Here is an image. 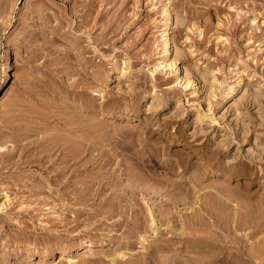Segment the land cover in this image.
Returning <instances> with one entry per match:
<instances>
[{"label":"rangeland","instance_id":"1","mask_svg":"<svg viewBox=\"0 0 264 264\" xmlns=\"http://www.w3.org/2000/svg\"><path fill=\"white\" fill-rule=\"evenodd\" d=\"M201 232L264 264V0H0V264H199Z\"/></svg>","mask_w":264,"mask_h":264},{"label":"bare ground","instance_id":"2","mask_svg":"<svg viewBox=\"0 0 264 264\" xmlns=\"http://www.w3.org/2000/svg\"><path fill=\"white\" fill-rule=\"evenodd\" d=\"M164 14H165L164 22H165L166 31L164 32V44H163V55H162L163 59L167 57V55L170 53V50H171V45H170V41H171V40L168 39L169 33H168V31H167V30L170 28V24H171V23H170L171 16H170V14L168 13V10H164ZM257 18H258V17L254 18V19L252 20V22H251V23H252V26H256V25L258 24L259 21L257 22ZM176 21H177V19L174 20V23H173V21H172V24L174 25ZM176 23H177V22H176ZM258 46H259V45H258ZM173 50H174L173 55H174V56H177V55L179 54V53H178V50H176V49H174V48H173ZM260 51H261V49H260ZM171 52H172V51H171ZM6 75H7V74H5V76H6ZM133 113H134V112H133ZM133 113H131V114H127V115H120L119 117H124V118L127 119V120L129 119V120L134 121V120H135V113H134V114H133ZM220 197H221V196H220ZM108 212H109V211H108ZM110 212H111V211H110ZM110 212H109V213H110ZM207 212H208V211H207ZM210 212H211V211H210ZM212 212H213V211H212ZM212 212H211V213H212ZM213 213H216V212L214 211ZM112 214H113V213H110V215H112ZM217 215H218V219H217V220H222V217H220L221 219H219V216H221V215H219L218 213H216L215 216L217 217ZM243 216L246 218V217H248L249 215H245V214H244ZM235 217H236V216H234V218H235ZM231 218H232V220H233V216H232ZM245 218H244V219H245ZM138 219H139V218H136V220H138ZM234 220H236V221H233L234 224H235V222H236V223L239 222L237 218H235ZM196 221L198 222V221H199V218H198L197 220H195V218H194V221L192 220V222H194V223H195ZM222 221H223V220H222ZM228 221H231V220H228ZM244 221H245V220H244ZM137 222H138V221H137ZM154 222H155L154 219H152V221H151V225H152V226H153V224H155ZM197 222H196V223H197ZM231 222H232V221H231ZM198 223H199V222H198ZM227 223H228V222H227ZM218 224H219V223H218ZM229 224L231 225V223H229ZM229 224H226V223H225V226H226V227H229V226H227V225H229ZM138 225H139V224H138ZM214 225H215V224H213L212 227H215ZM223 225H224V224H222V226H223ZM235 225L237 226L238 224H235ZM210 226H211V225H210ZM238 226H239V225H238ZM238 226H237V227H238ZM218 227H220V226H218ZM246 227H247V226H246ZM183 228H184V227H183ZM152 229H153V231H154L153 234L159 235V229H158V228L154 227V228H152ZM218 229H220V228H218ZM236 229L238 230V228H236ZM245 229H246V228H243V230H245ZM247 229H248V227H247ZM184 230H186V229L181 230L182 232H178L180 236H182V234H184V232H185ZM220 230H221V229H220ZM223 230H224V229H223ZM237 230H236V231H237ZM234 231H235V230H234ZM202 232H203V231H202ZM202 232H201V233H202ZM204 232H206V231H204ZM204 232H203V233H204ZM178 233H177V235H178ZM195 233H196V232H195ZM197 233H200V232H198V230H197ZM203 233H202L201 235L198 234L199 237H200V236L202 237V235H204V237H208V238L210 237V238H212V237L214 236V233H213V232H212L213 234L210 232L212 235H207V236H206L205 234H203ZM185 234H186V233H185ZM206 234H207V232H206ZM208 234H209V233H208ZM193 235H194V234H193ZM195 235H196V234H195ZM195 235L193 236L194 238L197 236V235H196V236H195ZM221 235H223V234L221 233ZM221 235H220V238H221V240L223 241V239H222L223 236H221ZM183 236H184V235H183ZM193 237H191V240H192ZM199 237H198L196 240H192V241H193V242H194V241L198 242V241H200V240H203V239H201V238H200V240H198ZM218 237H219V235H217V237H214V239H215V238H218ZM140 238H144V237H140ZM145 238H146V237H145ZM145 238H144L143 240H146V239H147V238H146V239H145ZM189 238H190V237H189ZM194 238H193V239H194ZM210 238H209V239H205V240H206L205 242L208 243V245H209L208 247H210V246H211L212 248L214 247V249L216 250V252L213 253V252L211 251V249H210L211 252H206V251L204 252V251L202 250V251L204 252V253H202V255H203V256L205 255L204 257H206V258H204V257H202V259H201L200 257H199L200 259L198 258L200 261L202 260V261H201L202 263L200 262L201 264H218L219 262L216 263L217 261H222V260H224V257L221 256V255H223V251H224V247L221 246L222 244L220 245L221 242H220L219 244H217V243H215V242L217 241L216 239H215V242H214V241H212L213 239H210ZM156 239H157V237H156ZM184 239H187V238H183V240H184ZM218 239H219V238H218ZM189 240H190V239H189ZM189 240H188V241H189ZM191 240H190V242H191ZM221 240H218V241H221ZM141 241H142V239H141ZM146 241H147V240H146ZM186 241H187V240H186ZM186 241H183V242L186 244ZM188 241H187V242H188ZM190 242H189V243H190ZM224 242H225V241H224ZM224 242H222V243H224ZM144 243H145V242L142 241V244H143V245H144ZM202 243L204 244L203 241H202ZM207 243L204 244V245H207ZM142 244H141V245H142ZM194 244H196V243H194ZM199 244H200V243H199ZM225 244H227V243H225ZM186 245L188 246V244H186ZM189 246H190V249H192V248H191V245H189ZM226 246H227V245H226ZM94 247H95L94 244H93V243H90V244H89V247L87 248V250H86L85 252H81V253L77 252V254H76L75 256H79L80 258H85V257H88V256H90V255H94V253L96 252V250H95ZM192 247H193V246H192ZM208 247H207V248H208ZM202 248H203V246H202ZM251 248L253 249V251H255L253 247H251ZM251 248H250V249H251ZM194 249L196 250V247H195ZM194 249H193V251H195ZM197 249H198V248H197ZM199 249H201V248H199ZM204 249H206V248L204 247ZM214 249H213V250H214ZM225 249H226V248H225ZM228 250H229V249H227V251H228ZM196 251H197V250H196ZM227 251H226V252H227ZM229 251H230V250H229ZM229 251H228L227 253H229ZM250 251H251V250H250ZM253 251H252V254L250 253V254L252 255L251 257H253L254 255H256V254L253 255V253H254ZM230 252H231V251H230ZM255 252H256V251H255ZM192 253H193V255L196 254V252H195V253L192 252ZM200 253H201V252H200ZM200 253H199V255H201ZM250 254L248 253L247 256L250 257V256H249ZM196 255H198V254H196ZM226 255H227V254H226ZM237 255H238V254H237ZM45 256H46V254H45ZM183 256H184V255H183ZM194 256H195V255H194ZM219 256H220V257H219ZM230 256H231V255H230ZM230 256H229V257H230ZM232 256H233V255H232ZM234 256H236V255H234ZM234 256H233V257H234ZM170 257H171V256H170ZM173 257H174V256H173ZM176 257H177V256H176ZM196 257H198V256H195V260H194V257H193L194 263H197V261H196L197 258H196ZM207 257L212 258V260L208 259V260H210V261H208V260H207ZM225 257H226V256H225ZM236 257H237V256H236ZM248 257H247V258H248ZM251 257H250V258H251ZM255 257H256V256H255ZM125 258H126V255L123 253V251H121V252H118V254H116L115 257L110 258L111 260H109V261H111L110 264H122L123 262H121V261H124ZM171 258H172V257H171ZM171 258H170V259H171ZM178 258H179V257H178ZM181 258H182V256L179 258V260H180ZM187 258H189V257H187ZM203 258H204V260L206 259L207 262H204V263H203ZM227 258H228V257H227ZM240 258H241V260H242V257H241V256H240ZM168 259H169V258H168ZM168 259H167L166 262L169 261ZM174 259H175V257L172 258V260H170V264H172V261H173ZM183 259H184V260H182V259L180 260V261H184V262H182V264H187L188 260L190 261V259H191V261H192V258L188 259L187 261L185 260V258H183ZM198 259H197V260H198ZM231 259L233 260V259H235V258H230L229 261L226 259V261H228V263H230ZM236 259H238V257H237ZM251 259H252V258H251ZM253 259H254V260H252V261L254 262V261H255V258H253ZM163 260H164V259H163ZM165 260H166V258H165ZM177 260H178V259H177ZM206 260H205V261H206ZM238 260H239V259H238ZM238 260H237V261H238ZM248 260H249V258H248ZM248 260H247V262H248ZM256 260H257V259H256ZM125 261H126V260H125ZM125 261H124V264H125ZM138 261L141 262V260H138ZM138 261L136 260L135 263H137ZM143 261H144V260H142V262H143ZM150 261H151V260H150ZM174 261H176V260H174ZM180 261H179V262H180ZM191 261H190V262H191ZM195 261H196V262H195ZM245 261H246V260H245ZM120 262H121V263H120ZM128 262H129V261H127V264H128ZM130 262H131L132 264H135V263L132 262V260H131ZM130 262H129V264H131ZM142 262H141V263H142ZM146 262H147V261H146ZM152 262H153V264H160V263L165 264V263H166V262L163 263V261L159 263V261L156 259V257H155V261H152ZM177 262H178V261H177ZM223 262H224V261H223ZM233 262H234V261H233ZM233 262L231 261V264H232ZM235 262H236V260H235ZM235 262H234V263H235ZM239 262H240V261H239ZM242 262H244V261H242ZM143 263H144V262H143ZM143 263H142V264H143ZM173 263H174V262H173ZM175 263H176V262H175ZM180 263H181V262H180ZM180 263H179V264H180ZM188 263H189V262H188ZM200 263H199V264H200ZM226 263H227V262H226ZM244 263H245V262H244ZM244 263H243V264H244ZM248 263H249V264H253L251 261H249ZM137 264H138V263H137ZM139 264H140V263H139ZM167 264H169V262H168ZM176 264H177V263H176ZM189 264H191V263H189ZM192 264H193V263H192ZM220 264H224V263L220 262ZM235 264H236V263H235ZM238 264H239V263H238ZM245 264H246V263H245ZM254 264H255V263H254Z\"/></svg>","mask_w":264,"mask_h":264}]
</instances>
